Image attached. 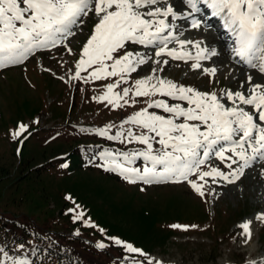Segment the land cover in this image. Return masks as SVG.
<instances>
[{
	"label": "snow or ice",
	"instance_id": "1",
	"mask_svg": "<svg viewBox=\"0 0 264 264\" xmlns=\"http://www.w3.org/2000/svg\"><path fill=\"white\" fill-rule=\"evenodd\" d=\"M180 2L192 11L180 12L170 0H0V68L22 63L38 49L64 43L68 37L75 35L73 29L83 23L82 18L93 13L97 21L82 45L76 63V78L80 77L81 70L87 68H92L89 75L96 80L120 77L116 82L107 84V91L95 99L106 100L113 107H120L121 99L129 97L130 93L135 97L159 94L182 102L151 100L147 107L128 116L114 135L109 134L113 127L111 124L94 129L98 135L109 140L135 141L145 146L123 152L105 149L101 153L104 160L101 166L107 171L118 173L130 183L187 181L192 189L203 196V185L194 179L190 180L191 174L198 173L200 180L222 177L232 183L234 180L229 179V176L238 178L252 161L258 157L264 158V84L254 83L253 77L248 75L245 91L226 89L222 90L221 97L215 91H199L169 79L148 75L136 79L134 88L125 87L116 92L113 89L123 82L127 74L136 72L138 66L151 59L140 52L125 49L130 43L153 47L156 57L166 54L177 60L191 59L196 61L191 67L200 69L202 65L199 61L218 55L217 51L202 47L201 41L179 39L173 30L177 27L174 23L177 19H186L194 12H200L198 4L202 3L210 9L212 17L223 22L224 28L231 34L233 42L230 50L233 56L264 74V0ZM201 23V19L192 18L190 26L199 28ZM172 40L180 46L179 49L168 47ZM186 45L197 49L195 56L185 48ZM68 51L71 52V49ZM155 63L159 65L161 60L157 59ZM162 63L167 64L168 60ZM156 71L152 69L153 73ZM203 71L214 75L216 69L204 68ZM240 87L244 88V85ZM227 102H231V106ZM244 106L249 107L246 109ZM149 108L160 109L167 115L150 112ZM126 123L138 126L142 131L134 133L130 128L124 129L123 124ZM26 128L27 125L20 124L13 138L20 136ZM153 142L161 147L154 149ZM229 152L232 155L226 156ZM213 155L221 161H231L228 168L237 163L233 157L242 163L227 174L217 167L202 171L201 165ZM141 159L143 166H134ZM67 166L61 165L64 168ZM74 211L69 209V212ZM82 216L83 212H80L73 218L80 219ZM256 219L264 220V213L258 214ZM250 224L251 221H246L239 225L249 237ZM115 242L124 245L130 253L142 252L130 243L125 244L119 239H115ZM98 247L105 245L101 243ZM6 261L11 264H31L27 258H13L0 248V264ZM133 264L140 262L134 260ZM147 264H153V261L149 260ZM155 264L161 262L155 261Z\"/></svg>",
	"mask_w": 264,
	"mask_h": 264
},
{
	"label": "rangeland",
	"instance_id": "2",
	"mask_svg": "<svg viewBox=\"0 0 264 264\" xmlns=\"http://www.w3.org/2000/svg\"><path fill=\"white\" fill-rule=\"evenodd\" d=\"M173 4H176V2L173 1ZM93 18L97 20L93 13L83 17V23L73 29L75 35L68 37L67 41H65L66 43L60 44L57 50L50 52L51 64L46 71L52 75L53 79L63 78L68 81L75 77V72L68 67L71 62V54L63 51V49H68V45L67 47L64 45L67 42L78 44L88 36V24L91 23ZM189 20H187V24ZM191 35H199L197 37L200 38L202 45L205 41L211 45V40L201 34L200 27L191 30L187 36ZM216 39L218 40L217 36H215L214 40ZM188 46L192 47V45ZM216 48L218 55L213 56L199 70H194L189 64L174 63L166 58H160L161 64L157 65L155 61L158 58L156 57L151 58L146 65L138 66L137 69L140 68L138 72L143 73L141 78L154 75L169 80H172V78L177 81L184 79L187 83H189L188 81L199 80L201 82L199 91H215V86L220 82L226 86L223 90L244 91L248 87V75L253 77L254 83L264 84V76L261 77L262 73L259 74L258 70L244 71V69L235 64L231 66L229 59L231 51L228 52L227 50L224 53L221 50L222 48L220 49L218 46ZM163 60H168V63L163 64ZM108 63L111 62L109 61ZM31 66L32 62L29 61L25 65V73H23V69L18 70L21 73L20 76L14 73L11 76H0V171L2 169L4 171V167L7 171H18L19 168L24 166L23 163H26V168L29 167V164L35 167L51 157L70 150L71 143H74V139L70 140V136L66 135V132L73 128L74 116L69 111L70 103L66 101L69 95L66 97L63 94H58L56 85H59L60 82L50 79L47 75L41 76L37 74L34 69H29ZM212 67L217 68V72L212 76L203 71L204 68ZM27 69L29 70L27 71ZM152 69H157V71L153 73ZM93 80V78L88 79V83H93ZM241 84L244 85V88L240 87ZM128 87L133 88L132 80L129 81ZM45 91H50V97L54 98V104L51 106L49 102L46 103L45 101ZM89 91L92 94L90 101L98 103L95 97H99L102 90L96 89L95 85H90ZM220 96L222 97V93ZM227 104L231 106V102H227ZM130 106L132 108V105ZM244 107L247 109L249 106ZM116 109L118 110V107ZM124 109L126 108L124 107ZM130 110L132 111V109ZM48 111L53 112L54 118L60 120L54 128L39 129L41 122H38L33 124V129L38 130L32 131V134L27 139L13 138V133L17 131L20 124L25 125L26 119H31L38 113L42 115V118H46L48 114L45 113H48ZM118 116L117 111H113L112 115H110V117ZM121 116H124V114ZM135 128V133H139V128ZM228 155H232V153ZM233 159H237V163L232 164V168L222 167L220 162H214L212 167L231 173L232 169L237 168L239 163H242L236 157H233ZM255 169H257V173H254ZM13 178L14 175L0 181L2 193L10 190ZM87 179L92 182H87L76 174L69 176H43L39 180L38 177L34 176L31 178V183L32 192L34 191L37 194L36 198L32 197L31 192L23 191L21 193L22 196L27 198L24 203L26 211L31 215L48 213L51 211L48 208L49 202L61 207L64 202L61 195L63 193V195H70L75 199V208L70 204L67 205L68 208L75 209V216L83 212L81 218H84L87 223L93 224V228L89 229L88 233L91 236L89 238L95 241L99 240L101 236L99 233L102 231L108 236L122 237L126 243H130L133 246L151 250L149 254L151 259L172 264H212L213 262L218 264L263 263L264 246L258 239L260 226L263 222L256 219V217L264 211V161L258 165L250 166L246 171V175L234 185H225V180L220 177H207V183L212 192V203L216 207L224 201L229 203L230 206L232 205V208L227 203L222 208L218 207L215 210L217 217L234 213L233 209H238V205H241L243 201L251 208L250 210L249 208L241 207L243 213L250 210L244 217H247V221H251L250 228L254 232L251 240L242 232L239 224L234 223L243 217L242 214L238 213L232 219L231 225H233L231 228L229 226L224 233L218 232L214 235L212 233L206 235L193 234L192 237L179 235L172 237L166 243L167 245L161 246L160 235L155 229L156 225L150 226L154 210H156L157 214L155 222L159 217V223H164L165 225L180 221L187 223L191 218L194 219V212L199 219H204L200 207L204 204L207 191L206 183L204 180H200L199 174L194 177V180L198 184L203 185V196L191 187L181 183V185H171L179 187V190L177 191L175 188L176 193H164L160 197L162 201L158 204L147 202L138 194L133 193L123 206L114 205L107 196V194H111L114 199L120 198L121 188L111 178L100 176L96 181L92 178ZM189 189L192 190L189 191ZM170 197L171 199L167 200ZM144 208L152 211L150 216L147 215ZM196 208H200V210L195 211ZM230 231L235 232L232 240L221 241L220 237Z\"/></svg>",
	"mask_w": 264,
	"mask_h": 264
},
{
	"label": "trees",
	"instance_id": "3",
	"mask_svg": "<svg viewBox=\"0 0 264 264\" xmlns=\"http://www.w3.org/2000/svg\"><path fill=\"white\" fill-rule=\"evenodd\" d=\"M82 103V97H81V95L79 96L78 94L77 95H75V97H74V101H73V105H72V108H73V111H75V109L78 107H80V104ZM86 109H89V107H83L80 111L81 112H83V111H85ZM76 116V115H75ZM92 136H97L96 134H92ZM76 160H77V162H79V159L76 157ZM77 165V164H76ZM6 171H4L3 172V169H2V173H5ZM8 172V171H7ZM0 173H1V171H0ZM22 177H24V179L25 178H27V175H26V173L25 174H23L22 175ZM87 181H89L88 179H87ZM120 188H121V190H120V192H121V195H123V188H122V186L121 185H119V184H117ZM104 189V188H103ZM105 190V189H104ZM107 196L110 198V200H111V202L115 205H121V206H123L125 203H124V201L122 202V203H120V202H118V201H116L113 197H112V195L110 194V195H108L107 194ZM150 202V201H149ZM144 210H145V212H148L149 213V210L148 209H146V208H144ZM147 213V214H148ZM157 216H155V217H153L152 219H151V222L152 223H154L155 222V218H156ZM11 221H14L13 219H11ZM151 222H150V226H151ZM16 227H22L23 228V230H21L22 231V235L21 236H19V240H25L24 238H27L29 235H31V230H30V228H28L25 224H23V223H12V224H10V225H4V224H2L1 222H0V235L2 234V233H6V232H9V231H11V230H16ZM39 235V234H38ZM45 237H50L51 238V236H42V238H45ZM166 237H168V235H166L165 236V238L164 239H166ZM48 239V238H47ZM51 240H52V242H54V243H56V244H58L59 246H60V248H62V247H65L66 248V251H67V253H66V255H67V257H68V259L66 260L65 258H63L62 260L59 258V259H57L55 262H54V264H60L61 262H62V264H64V263H67V264H69V263H72V264H76L75 263V257H76V255H79V252L78 251H76L74 248H72V251L68 248V244L66 245V243L65 242H63V241H61L58 237H56V238H51ZM61 242V243H60ZM87 258V257H86Z\"/></svg>",
	"mask_w": 264,
	"mask_h": 264
},
{
	"label": "bare ground",
	"instance_id": "4",
	"mask_svg": "<svg viewBox=\"0 0 264 264\" xmlns=\"http://www.w3.org/2000/svg\"><path fill=\"white\" fill-rule=\"evenodd\" d=\"M171 2V1H170ZM179 2H180V0H179ZM181 19H184V18H181ZM190 21V20H189ZM209 23H212L213 24V21H211V22H207V23H205V25H207V24H209ZM207 35L208 36H210V37H212L211 36V34H209V33H207ZM220 35V34H219ZM220 38H221V42L219 43L220 45H221V50H223V52L224 53H226V51L228 50V47H229V45H228V42H227V40L224 38V37H222V36H220ZM217 40V39H216ZM219 50V49H218ZM215 58V57H214ZM230 58H231V56H230ZM242 69V68H241ZM261 74V73H260Z\"/></svg>",
	"mask_w": 264,
	"mask_h": 264
}]
</instances>
